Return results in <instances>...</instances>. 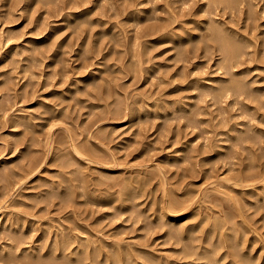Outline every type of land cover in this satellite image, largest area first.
<instances>
[{"label":"rangeland","instance_id":"1","mask_svg":"<svg viewBox=\"0 0 264 264\" xmlns=\"http://www.w3.org/2000/svg\"><path fill=\"white\" fill-rule=\"evenodd\" d=\"M145 1L0 0V264H200L213 245L264 264V0ZM219 20L247 34L237 67L206 42ZM232 77L245 91L205 85Z\"/></svg>","mask_w":264,"mask_h":264},{"label":"bare ground","instance_id":"2","mask_svg":"<svg viewBox=\"0 0 264 264\" xmlns=\"http://www.w3.org/2000/svg\"><path fill=\"white\" fill-rule=\"evenodd\" d=\"M88 1V0H87ZM145 1V0H144ZM180 2H182V0H179ZM179 1H178V3H179ZM186 1H188V0H186ZM220 2V4H221V2L223 1V0H207V1H205V2H203L202 3V7L204 8L205 7V9H207L206 8V6H209L208 4H210V2L211 3H213V2H215V3H217V2ZM226 2H224V3H227V0H225ZM234 1H236V0H234ZM248 1V0H247ZM252 1V0H251ZM96 2V1H95ZM146 2V1H145ZM241 2H242V0H241ZM240 2V3H241ZM249 2V1H248ZM87 3V2H86ZM173 3H174V1H173ZM183 3V2H182ZM185 3V2H184ZM230 3V1L227 3V4H229ZM247 3V2H246ZM250 3H252V7L254 8L255 6L254 5H256V4H253L254 3V0L252 1V2H250ZM81 4V3H80ZM80 4H73V5H70V6H68V7H70V8H72V9H74L73 7H79V5ZM222 4H223V2H222ZM231 4H232V2H231ZM231 4H229V5H231ZM236 4H237V2H236ZM243 4V3H242ZM67 5V4H66ZM195 5V4H194ZM201 5V4H200ZM213 5H214V3H213ZM238 5V7H239V4H237ZM251 5V4H250ZM249 5V6H250ZM86 6V5H85ZM160 6V5H159ZM214 6H216V5H214ZM228 6V5H227ZM248 6V7H249ZM81 7V6H80ZM84 7V6H83ZM143 7V6H142ZM232 7V6H231ZM251 7V6H250ZM251 7V9H253ZM135 8V7H134ZM222 8H223V6H222ZM229 8H230V6H229ZM71 9V10H72ZM96 9V8H95ZM137 9V8H136ZM213 9V8H212ZM211 9V10H212ZM219 9V8H218ZM250 9V10H251ZM264 9V8H263ZM70 9H68L67 11H66V14L68 15L64 20H72L73 18H77L78 19V17H83L84 15H87V13H88V11L90 10L89 8H84L83 10H81V11H69ZM77 10V9H76ZM133 10V9H132ZM135 10V9H134ZM202 10V9H201ZM209 10H210V8H209ZM208 11V10H207ZM206 11V12H207ZM253 11V10H252ZM93 12V11H92ZM125 12V11H124ZM131 12V11H130ZM133 12V11H132ZM131 12V13H132ZM136 12V11H135ZM142 12H143V10H142ZM210 12V11H209ZM260 12V11H259ZM91 13V12H90ZM97 13V12H96ZM212 13H213V11H212ZM224 13V12H223ZM251 13V12H250ZM253 13V12H252ZM251 13V14H252ZM130 14V13H129ZM175 14V13H174ZM182 14V13H181ZM211 14V13H210ZM215 14V13H214ZM242 14V13H241ZM240 14V15H241ZM254 14V13H253ZM149 15V14H148ZM203 15V14H202ZM215 15H217V14H215ZM247 15V14H246ZM88 16V15H87ZM156 16V15H155ZM218 16V15H217ZM224 16V15H223ZM250 16V15H249ZM255 16V15H254ZM262 16V15H261ZM65 17V16H64ZM89 17V16H88ZM145 17V16H144ZM154 17V16H153ZM202 17V16H201ZM206 17H208V15L206 16ZM205 17V18H206ZM242 17V16H241ZM252 17H253V15H252ZM136 18H139V16L137 17L136 16ZM150 18V17H149ZM215 18V17H214ZM228 18H230V17H228ZM248 18V17H247ZM82 19V18H81ZM90 19V18H89ZM140 19V18H139ZM175 19H176V16H175ZM210 19V18H209ZM211 19H213V18H211ZM258 19V18H257ZM96 20V19H95ZM137 20V19H136ZM194 20V19H193ZM192 20V21H193ZM223 20V19H222ZM256 20V19H255ZM135 21V20H134ZM163 21V20H162ZM187 21V20H186ZM212 21V20H211ZM216 21H217V19H216ZM216 21H213V22H216ZM166 22V21H165ZM203 22V21H202ZM205 23L204 24H206V21H204ZM210 22V21H209ZM219 22V23H218ZM218 22H216V23H218V25L215 23V25L216 26H212V24L210 25L211 27V32L209 31V34L211 35H209L208 34V39L206 40V42L207 41H212L213 42V46H214V44H215V46H216V48H218L219 49V51H221V53H222V55L224 54V56L223 57H225V59L226 60H228L229 59V61H228V63H230V66H232V64H235V62H233V59L235 60V57L236 58H239L241 55H243L244 53H243V50L242 49H244L243 47H242V43H243V41L246 43V38H247V34L245 35H243L241 32L240 33H238L237 31H235V28L234 27H232V28H230V27H226V23L227 22H225V24L223 23L224 22V20H223V25H221V26H219L221 23V21L219 20ZM263 22V21H262ZM107 23V22H106ZM138 23V22H137ZM237 23H239V22H237ZM255 23V22H254ZM197 26L199 25V26H202V25H200L199 23H195ZM207 24H208V22H207ZM214 24V23H213ZM232 24H234V23H232ZM258 25V24H257ZM260 25H261V23H260ZM222 26H225L224 28L222 27ZM245 26V25H244ZM254 26V25H253ZM259 26V25H258ZM262 26H263V24H262ZM114 27V26H113ZM147 27H149V28H146V29H148V30H150V29H158V32H159V30H161V32L163 31L164 32V34H162L163 36H166L167 34L169 35L170 33L169 32H171L170 31V23L169 24H167V25H157V24H151L150 26H147ZM189 27V26H188ZM246 27H247V25H246ZM184 28V27H183ZM203 29V28H202ZM207 29H208V27H207ZM227 30H228V32H227ZM256 30V29H255ZM261 30V29H260ZM176 31V30H175ZM198 32V31H197ZM205 32V31H204ZM245 32H246V30H245ZM184 33V32H183ZM150 33L148 32V33H146L145 35H149ZM161 34V33H160ZM176 34V33H175ZM189 34V33H188ZM192 34V33H191ZM167 35V36H168ZM182 35V34H181ZM257 35V34H256ZM166 36V37H167ZM171 36H173L172 34H171ZM148 37V36H147ZM165 37V38H166ZM183 37H185V36H183ZM183 37L182 36H180L179 38L180 39H176V38H173L172 37V40H181V39H183ZM197 37H199V36H197ZM200 37H202V36H200ZM139 38H141L140 36L138 37V42L137 43H139L140 44V40H139ZM203 38V37H202ZM168 39V38H167ZM186 39V38H185ZM195 39V36H193V38H192V40H194ZM206 39V38H205ZM204 39V40H205ZM245 39V40H244ZM153 38L151 39H149L148 40V42H153ZM198 40V39H197ZM263 40V39H262ZM196 41V40H195ZM200 41V40H199ZM202 41V40H201ZM257 41V40H256ZM165 42V41H164ZM252 42V41H251ZM147 43V42H146ZM172 43V42H171ZM198 43V42H197ZM202 43V42H201ZM204 43H205V41H204ZM211 43V42H210ZM178 44V43H177ZM187 44V43H186ZM199 45H200V43H198ZM208 44V43H207ZM207 44H204V45H207ZM249 44V43H248ZM148 45V44H147ZM203 45V46H204ZM209 45V44H208ZM244 45V44H243ZM246 45V44H245ZM193 46V45H192ZM198 46V45H197ZM146 47V46H145ZM204 49V48H203ZM250 49V48H249ZM185 51H186V49H185ZM246 53V52H245ZM247 55V54H246ZM222 57V58H223ZM221 58V57H220ZM224 59V60H225ZM236 62L238 61V60H235ZM225 62V61H224ZM223 62V63H224ZM241 62V61H240ZM226 63H227V61H226ZM226 63H224L223 64V66H224V68H226L225 66L228 64H226ZM242 63V65H243V62H241ZM240 64V63H239ZM236 65V64H235ZM228 67H229V65H227ZM239 66V65H238ZM234 67V66H233ZM236 67H237V65H236ZM223 68V69H224ZM230 68V67H229ZM249 68V67H248ZM231 69V68H230ZM229 69V70H230ZM233 70V69H232ZM248 70H250V69H248ZM231 71V70H230ZM241 71V70H240ZM243 71V70H242ZM224 72H225V70H224ZM228 72V71H227ZM236 72V71H235ZM233 73V72H232ZM243 74V73H242ZM228 75V74H227ZM239 76H241V75H239ZM231 78V77H230ZM233 78V77H232ZM246 78V77H245ZM244 78V79H245ZM221 80V79H220ZM243 80V79H242ZM196 81V80H195ZM195 81L193 82V83H195ZM214 81V80H213ZM212 81V82H213ZM229 83H227V82H225V83H223V82H221L220 84L221 85H219V86H216V85H214V84H210V83H208V81H207V83H205V85L206 86H210V88L211 87H214L215 88V91L216 92H218V94L219 95H223L224 93L226 94L227 93V96H228V92H230V91H234V90H236V91H239V92H236V93H240L242 90L243 91H245V88H246V84H242L243 82L241 81H239V79L237 80L236 78L234 79H232V80H230L229 79ZM244 81V80H243ZM197 82V81H196ZM216 82H218V80L216 81ZM215 82V83H216ZM219 83V82H218ZM250 83V82H249ZM249 86V85H248ZM101 87V86H100ZM200 87V86H199ZM202 87V86H201ZM204 88V87H203ZM249 88V87H248ZM209 92V91H208ZM211 93H213L212 91H211ZM217 95V93H214V95ZM256 95V94H255ZM218 96V95H217ZM254 96V95H253ZM213 98V97H212ZM214 98H215V96H214ZM220 98V97H219ZM260 98V97H259ZM222 99V98H221ZM217 100V99H216ZM231 101V100H230ZM259 101V100H258ZM120 103V102H119ZM116 105V104H115ZM122 105V104H121ZM165 106V105H164ZM161 107V106H160ZM178 107V106H177ZM181 108V107H180ZM253 108V107H252ZM130 109V108H129ZM119 111V110H118ZM133 114V113H132ZM48 115V114H47ZM115 115V114H114ZM55 118V117H54ZM237 123V122H236ZM237 126V125H236ZM240 126H241V124H240ZM240 126H239V128H240ZM254 127V126H253ZM231 129H233V128H231ZM234 129H238V127H234ZM258 130V129H257ZM26 132V131H25ZM104 132V131H103ZM247 132V131H246ZM28 133H30L29 131H28ZM241 133V132H240ZM32 134V133H31ZM107 134V133H106ZM227 134V133H226ZM246 134H248V133H246ZM26 135H27V133H26ZM104 135V134H103ZM246 136V135H245ZM244 135H242V136H240L239 138H241V139H244V137H245ZM99 137H101V136H99ZM106 138V137H105ZM29 139V138H28ZM31 139V138H30ZM28 141H30V140H28ZM229 141V140H228ZM233 141V140H232ZM231 143V142H230ZM27 146H29V145H27ZM31 146V145H30ZM77 147V146H76ZM79 148H80V146H79ZM31 149V148H30ZM76 150V149H75ZM80 150V149H79ZM30 151V150H29ZM77 151V150H76ZM34 152H35V150H34ZM38 152V151H37ZM40 152V151H39ZM71 152V151H70ZM52 153V152H51ZM58 153V152H57ZM80 153V152H79ZM207 153V152H206ZM82 154V153H81ZM85 154V153H84ZM30 156L32 155V154H29ZM190 155V154H189ZM36 156H37V154H36ZM35 155H34V157H36ZM45 156V155H44ZM25 157V156H24ZM68 157H69V155H68ZM39 158V157H38ZM44 158V157H43ZM61 158V157H60ZM60 158H58L59 160H61ZM65 158V157H64ZM24 159V158H23ZM33 159V158H32ZM26 160H27V158H26ZM30 160V159H29ZM63 160H65V161H67L68 159L66 158V159H63ZM28 161V160H27ZM63 162V161H62ZM68 162V161H67ZM66 162V163H67ZM34 163H35V161H34ZM34 163H33V165H34ZM64 163V162H63ZM255 163V162H254ZM32 164V163H31ZM73 164V163H72ZM15 165V164H14ZM19 165V164H18ZM37 165V164H36ZM35 165V166H36ZM76 165V164H75ZM74 165V166H75ZM16 166V165H15ZM28 166V165H27ZM29 167V166H28ZM13 168H15V167H13ZM33 168V167H32ZM31 168V169H32ZM77 168H79V167H77ZM36 169V168H35ZM62 169H63V165H62ZM254 169V168H253ZM8 170V169H7ZM13 170V169H12ZM20 170V169H19ZM70 171V170H69ZM262 171V170H261ZM5 172V171H4ZM63 172V171H62ZM73 172H76V171H74L73 170ZM3 173V172H2ZM61 173V172H60ZM258 173V172H257ZM256 173V174H257ZM4 174V173H3ZM12 174V173H11ZM25 174V173H24ZM255 174V173H254ZM7 175V174H6ZM15 175V174H14ZM27 175V174H26ZM74 175V174H73ZM76 175V174H75ZM242 175V174H241ZM240 175V176H241ZM250 175V174H249ZM258 175V174H257ZM2 176V175H1ZM16 176V175H15ZM18 176H19V174H18ZM18 176H16V177H18ZM28 176V175H27ZM256 176V175H255ZM254 176V177H255ZM3 177V176H2ZM6 177V176H5ZM24 177V176H23ZM71 177V176H70ZM257 177V176H256ZM256 177H255V179H256ZM10 178V177H9ZM62 178V177H61ZM258 178V177H257ZM8 179V178H7ZM14 179H15V177H14ZM21 179V178H20ZM19 179V180H20ZM24 179V178H23ZM239 179V178H238ZM240 179H242V178H240ZM239 179V180H240ZM244 179V178H243ZM254 179V180H255ZM260 179V178H259ZM264 179V178H263ZM5 180H6V178H5ZM9 180V179H8ZM78 180V179H77ZM134 180V179H133ZM247 180H249V179H247ZM237 181V180H236ZM244 181H245V179H244ZM256 181V180H255ZM9 182V181H8ZM69 182V181H68ZM245 182H247V181H245ZM14 183V182H13ZM57 183V182H56ZM55 183V184H56ZM87 183V182H86ZM45 184V183H44ZM122 184V183H121ZM211 184H213V183H211ZM237 185L239 184V183H236ZM58 185V184H57ZM56 185V186H57ZM263 185V184H262ZM37 186V185H36ZM51 186V185H50ZM123 186V185H122ZM231 186H233V185H231ZM124 187H125V185H124ZM223 187V186H222ZM251 187H253V186H251ZM51 188V187H50ZM67 188H68V186H67ZM86 188V187H85ZM9 189V188H8ZM81 189H83V188H81ZM88 189V188H87ZM121 189H123V188H121ZM233 189V188H232ZM255 189V188H254ZM253 189V190H254ZM89 190V189H88ZM87 190V191H88ZM129 190V189H128ZM188 190V189H187ZM214 190V189H213ZM235 190V189H234ZM233 190V191H234ZM253 190H251V191H253ZM61 191V190H60ZM132 191V190H131ZM220 190H218V192H219ZM236 191V190H235ZM244 191V190H243ZM256 191V190H255ZM51 192H53V191H51ZM55 192V191H54ZM73 192V191H72ZM84 192V191H83ZM119 192H121V191H119ZM130 192V191H129ZM169 192V191H168ZM242 192V191H241ZM206 193V192H205ZM204 193V194H205ZM232 193V192H231ZM254 193V192H253ZM264 193V192H263ZM65 194V193H64ZM75 194V193H74ZM113 194V193H112ZM241 194V193H240ZM246 194V193H245ZM256 194V193H255ZM257 194H258V192H257ZM9 195V194H8ZM122 195V194H121ZM203 195V194H202ZM206 195V194H205ZM60 196H62V195H60ZM247 196V195H246ZM258 196V195H257ZM256 196V197H257ZM117 197V196H116ZM201 197V196H200ZM193 198V197H192ZM195 198V197H194ZM26 199V198H25ZM129 199V198H128ZM186 200V199H185ZM258 200V199H257ZM114 201V200H113ZM183 201V200H182ZM192 201V200H191ZM172 202H173V200H172ZM189 202H190V200L188 201V204H189ZM171 203V202H170ZM174 203V202H173ZM172 203V205H171V207L172 208H174V204ZM176 204V203H175ZM180 205V204H179ZM178 205V207H180ZM182 205V204H181ZM187 205V204H186ZM8 206V205H7ZM24 206V205H23ZM10 207V206H9ZM22 207V206H21ZM182 207H183V205H182ZM240 207V206H239ZM181 208V207H180ZM242 208V207H241ZM182 209V208H181ZM178 210V209H177ZM189 210H191V209H189ZM191 212V211H190ZM228 213V215H229V212H227ZM186 214H189V213H186ZM180 216V215H179ZM179 216H170L169 217V222H173V221H175ZM226 217V216H225ZM244 217H246V216H244ZM204 220H205V218H203ZM233 219V218H232ZM249 220V219H248ZM217 221V220H216ZM219 221V220H218ZM217 221V222H218ZM202 222H204V221H202ZM201 222V223H202ZM216 222V223H217ZM224 222V221H223ZM226 222V221H225ZM224 222V223H225ZM11 223V222H10ZM21 223V222H20ZM167 223V222H166ZM200 223V224H201ZM9 224V223H8ZM18 224V223H17ZM168 224V223H167ZM167 224H166V227H168L167 226ZM172 224V223H171ZM230 224V223H229ZM237 224V223H236ZM14 225V224H13ZM174 225V224H173ZM184 225V224H183ZM217 225V224H216ZM176 226V225H175ZM211 226V225H210ZM24 227V226H23ZM172 227V226H171ZM216 227V226H215ZM230 227V226H229ZM189 228V227H188ZM187 227H184V226H182V224L179 226V227H177V228H172V232H173V234L174 235H176V236H179L178 237V239L179 240H181V241H183L184 239H187V238H189V236H191V235H189L188 234V232H189V230H191V229H188ZM193 228V227H192ZM220 228V227H219ZM223 228V227H222ZM232 228H234V227H232ZM58 230H59V228H58ZM209 230V229H208ZM212 230V229H211ZM216 230V229H215ZM231 230V229H230ZM234 230V229H233ZM169 231V230H168ZM197 232V231H196ZM213 232V231H212ZM221 232V231H220ZM95 233V232H94ZM172 234V235H173ZM228 234V233H227ZM63 235V234H62ZM171 235V237H173ZM209 235V234H208ZM214 234H212L211 236H213ZM218 235V234H217ZM222 235V234H221ZM53 236H55V235H53ZM65 236V235H64ZM170 236V235H169ZM229 236V235H228ZM63 237V236H62ZM66 237V236H65ZM68 237V236H67ZM167 237V236H166ZM221 237V236H220ZM73 238V237H72ZM75 238V237H74ZM192 238V237H191ZM195 238V237H194ZM236 238V237H235ZM68 239V238H67ZM102 239V238H101ZM171 239V238H170ZM190 239V238H189ZM196 240H197V238H195ZM195 239H194V241H195ZM229 239V238H228ZM237 239V238H236ZM242 240H243V238H241ZM55 240V239H54ZM75 239H73V241H74ZM80 240V239H79ZM103 240V239H102ZM172 240V239H171ZM174 240V239H173ZM206 240V239H205ZM224 240V239H223ZM230 240V239H229ZM57 241V240H56ZM194 241H192L193 243H194ZM208 241V240H207ZM219 241V240H218ZM221 241V240H220ZM233 241H234V239H233ZM236 241V240H235ZM67 240H65L64 241V245H63V248H62V250H60L61 252H60V254L63 256V255H65V254H68V255H71L70 253H74L75 254V247L72 249V248H69V246L67 245ZM76 242V241H75ZM74 242V243H75ZM80 242V241H79ZM106 242V241H105ZM116 242H117V240H116ZM197 242V241H196ZM201 242V241H200ZM229 242V241H228ZM90 243V242H89ZM95 243V242H94ZM119 243V242H118ZM188 243V242H187ZM207 243H209V241L207 242ZM56 244H58V242L56 243ZM77 244H79V243H77ZM103 244V243H102ZM111 244V243H110ZM71 245V244H70ZM74 245V244H73ZM101 245V244H100ZM107 245V244H106ZM105 245V246H106ZM119 245V244H118ZM192 245V244H191ZM209 245V244H208ZM60 246V245H59ZM78 246V245H77ZM80 246V245H79ZM113 246V245H112ZM124 246V245H123ZM138 246V245H137ZM194 246H196V245H194ZM199 245H197V247H198ZM203 246V245H202ZM206 246V245H205ZM225 246V245H224ZM9 247V246H8ZM55 247V246H54ZM96 247V246H95ZM94 247V248H95ZM132 247V246H131ZM135 247V246H134ZM188 247V246H187ZM200 247V246H199ZM198 247V249H201V248H199ZM236 247V246H235ZM234 247V248H235ZM243 247V246H242ZM78 248V247H77ZM93 248V249H94ZM106 248V247H105ZM111 248V247H110ZM133 248V247H132ZM192 248H193V246H192ZM191 248V249H192ZM195 248V247H194ZM205 248V250H208L211 254H208V252H207V254L205 253V254H203L202 253V255H200L199 253H201V251H199V257H198V254H196V256H197V259L199 258L202 262L200 263V264H209L211 261H215L214 263L212 262V264H215L216 263V261H218V263L219 264H222V259L224 258H228V257H230L231 256V261H229V263H227V264H249V263H251L249 260H247V259H249V258H247L246 259V257H245V259H244V257H243V259H240V260H236L237 259V253H235V252H231L230 251V253L227 251L224 255L222 254V256H217V252L215 251L216 250V245H213V247L211 246V248H208V247H204ZM1 249V248H0ZM11 249V248H10ZM14 249V248H13ZM86 249V248H85ZM92 249V250H93ZM97 249V248H96ZM134 249V248H133ZM181 249H182V247H181ZM187 249H189V248H187ZM197 248H195V250H196ZM203 249V248H202ZM229 249V248H228ZM231 249H233V248H231ZM205 250H203V251H205ZM236 250V249H235ZM241 250V249H240ZM11 251V250H10ZM21 251V250H20ZM54 251V250H53ZM74 251V252H73ZM78 251V250H77ZM79 251H82V249H80ZM138 251V250H137ZM144 251V250H143ZM179 251V249L177 250V252ZM187 251H189L188 253H189V255L188 254H181V255H188L189 257H191L190 255H194L193 253H196V252H198V251H193V252H191L190 251V249L189 250H187ZM246 251V250H245ZM96 252V251H95ZM120 252V251H119ZM136 252V251H135ZM149 252V251H148ZM176 252V253H177ZM184 252H186V249H185V251ZM248 252H251V251H249L248 250ZM10 253V252H9ZM85 253V252H84ZM89 253V252H88ZM97 253H99V252H97ZM130 253V252H129ZM181 253H182V250H181ZM191 253V254H190ZM60 254H58V255H60ZM78 254H79V256H81V252H78ZM83 254V253H82ZM119 254V253H118ZM147 254V253H146ZM178 254V253H177ZM246 254V253H245ZM87 255V254H86ZM89 255H91V254H89ZM97 255V254H96ZM236 255V256H235ZM241 255V254H240ZM250 255H251V253H250ZM9 256V255H8ZM54 256V255H53ZM94 256V255H93ZM137 256V255H136ZM185 256V257H186ZM201 256V257H200ZM236 258H235V257ZM239 256V255H238ZM73 257H76V256H73ZM82 257V256H81ZM80 257V258H81ZM85 257V256H84ZM91 257V256H90ZM241 257H242V255H241ZM247 257H249V256H247ZM252 257V256H251ZM64 258V257H63ZM180 258V257H179ZM178 258V259H179ZM181 258H184L183 256H181ZM188 258V257H187ZM194 258H196V257H194ZM14 258H9V260H13ZM70 259H72L71 257H70ZM122 259V258H121ZM142 259V258H141ZM254 259V258H253ZM52 260V259H51ZM60 260V259H59ZM62 260V259H61ZM68 260V259H67ZM73 260V259H72ZM81 260V259H80ZM146 260V259H145ZM164 260V259H163ZM184 261H185V258L183 259ZM187 261H185V262H182V260L180 261V260H174V261H169V259H168V261L169 262H167L166 260H165V262H163L162 260L161 261H159L158 262V264H199V263H194L193 262V260L194 259H192V261L191 262H189V260L188 259H186ZM196 260V259H195ZM244 262H243V261ZM250 260H251V258H250ZM25 261V260H24ZM53 261V260H52ZM91 261V260H90ZM117 261H119V260H117ZM199 261V260H198ZM225 261V260H224ZM235 261H237L236 263H235ZM255 261V260H254ZM65 262V261H64ZM112 262V261H111ZM146 262H148V261H146ZM256 262V261H255ZM25 263H27V261H25ZM102 263V262H101ZM56 264V263H55ZM67 264V263H66ZM117 264V263H116ZM130 264V263H129ZM150 264H156V261H151L150 262Z\"/></svg>","mask_w":264,"mask_h":264}]
</instances>
